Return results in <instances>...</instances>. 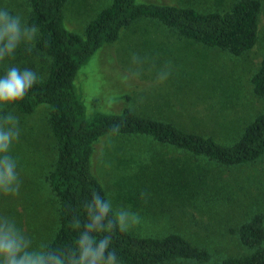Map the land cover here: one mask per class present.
Listing matches in <instances>:
<instances>
[{
	"label": "rangeland",
	"instance_id": "1",
	"mask_svg": "<svg viewBox=\"0 0 264 264\" xmlns=\"http://www.w3.org/2000/svg\"><path fill=\"white\" fill-rule=\"evenodd\" d=\"M235 1L134 3L190 8L204 14L226 12ZM260 1L257 43L239 57L179 38L155 19L134 21L79 68L74 86L85 119L128 109L141 118L171 123L222 145L233 144L244 126L264 112L250 83L264 58V0ZM111 3L68 0L64 28L82 34L85 24ZM0 10L20 16L27 27L25 0H0ZM32 41L22 40L16 49ZM25 65L17 66L5 57L0 60V77L11 67L23 71ZM162 74H166L163 80ZM6 107L0 104V112ZM45 110L42 105L32 115H16L9 109L0 115V130L18 131L6 154L15 161L19 184L15 194L0 192V217L13 221L31 241L30 251L43 250L58 228V206L42 179L55 156ZM8 115L15 117L14 126L4 122ZM91 171L111 202L114 219L119 209L137 214L139 222L128 234L137 238L179 235L211 256L204 263L177 260L169 264H219L226 257L244 254L246 250L229 229L264 212V158L226 168L172 149L149 135L104 136L94 145Z\"/></svg>",
	"mask_w": 264,
	"mask_h": 264
},
{
	"label": "trees",
	"instance_id": "2",
	"mask_svg": "<svg viewBox=\"0 0 264 264\" xmlns=\"http://www.w3.org/2000/svg\"><path fill=\"white\" fill-rule=\"evenodd\" d=\"M67 2L25 0L27 27L37 29L34 40L6 56L17 66L26 63L22 70L29 69L37 75L24 98L7 104L8 109L16 115H32L38 107H46V126L55 156L42 179L58 206V228L43 251L62 256L77 250V241L89 222L87 206L93 194L106 199L104 189L91 171L94 145L101 137L149 135L158 143L226 168L264 158V112L244 126L233 144L222 145L211 137L185 132L171 123L141 118L128 109L115 115H97L87 121L74 86L79 68L102 46L114 43L123 29L141 17L160 21L179 38L242 56L257 43L263 10L260 0H237L226 12L204 14L190 8L112 0L110 6L85 24L80 35L63 26ZM250 83L253 95L264 104V58ZM112 220L110 212L109 222ZM229 232L236 235L246 252L226 257L219 264H264V212L236 229L230 228ZM106 234L112 236L109 251H115L118 264H169L177 260L204 263L211 257L206 250L175 234L137 238L114 227L110 233H92L97 239Z\"/></svg>",
	"mask_w": 264,
	"mask_h": 264
},
{
	"label": "clouds",
	"instance_id": "3",
	"mask_svg": "<svg viewBox=\"0 0 264 264\" xmlns=\"http://www.w3.org/2000/svg\"><path fill=\"white\" fill-rule=\"evenodd\" d=\"M37 29L23 27L21 17L11 15L7 10H0V60L11 56L22 40H33ZM162 74L161 79H165ZM37 80L35 72L11 67L7 74L0 77V104H13L24 98ZM5 123L15 125V117H4ZM18 136V131L0 130V192L15 194L19 190L15 161L8 156L9 145ZM112 205L109 200L94 193L92 202L87 206L89 222L85 231L77 241V250L67 255H59L54 251H30L31 241L28 240L7 217H0V264H118L115 251H109L112 236L106 234L97 239L92 233L109 232L114 227L125 233L139 222L137 214L125 209L115 212V219L109 222ZM43 247V246H42Z\"/></svg>",
	"mask_w": 264,
	"mask_h": 264
}]
</instances>
